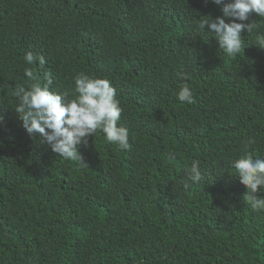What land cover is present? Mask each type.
I'll use <instances>...</instances> for the list:
<instances>
[{
  "label": "trees",
  "instance_id": "obj_1",
  "mask_svg": "<svg viewBox=\"0 0 264 264\" xmlns=\"http://www.w3.org/2000/svg\"><path fill=\"white\" fill-rule=\"evenodd\" d=\"M223 6L0 0V264H264V209L234 167L248 151L264 160V18L233 58L199 28ZM27 70L69 101L80 73L109 80L131 149L98 131L79 146L86 166L29 136L14 94L36 82ZM184 84L195 103L179 100Z\"/></svg>",
  "mask_w": 264,
  "mask_h": 264
},
{
  "label": "clouds",
  "instance_id": "obj_2",
  "mask_svg": "<svg viewBox=\"0 0 264 264\" xmlns=\"http://www.w3.org/2000/svg\"><path fill=\"white\" fill-rule=\"evenodd\" d=\"M222 7L223 18L210 21L205 19L199 24L204 30L210 25L211 31L216 34L221 49L236 58L245 51L242 33H249L257 28V22L247 23L253 14L264 18V0H235L234 3L225 4V0H213ZM232 20V23L226 20ZM235 21H240L237 23ZM256 47L264 49V36L257 38ZM26 62L35 65L37 59L43 67L46 60L43 56L36 57L29 52L25 57ZM29 80L36 81L27 88L18 87L15 96L19 105L15 111L23 122V127L29 136L40 138L42 144H47L53 152L65 160H77L82 165L83 157L79 146H89V137L102 131L108 142L117 144L120 149L130 150V132L124 127H118L124 111L117 99L118 92L107 79L90 77L80 73L76 77V98L69 101L68 94L53 92V80L48 74L47 83L41 84L32 70L26 71ZM187 79V77H184ZM179 100L183 103L193 104L195 99L188 84H184L179 93ZM3 117L0 116V123ZM255 140L248 142V148ZM87 166V165H86ZM239 173L241 183L248 188L244 200L254 211L264 209V199L257 193L264 188V160L254 158L250 151L242 156L234 165ZM189 179L199 183L202 179L199 162L187 170ZM189 185H185L187 188Z\"/></svg>",
  "mask_w": 264,
  "mask_h": 264
}]
</instances>
